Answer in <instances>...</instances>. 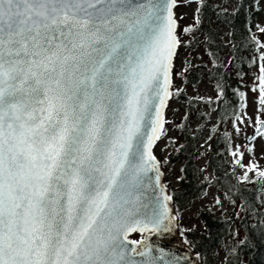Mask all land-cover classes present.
<instances>
[{
    "label": "snow or ice",
    "instance_id": "obj_1",
    "mask_svg": "<svg viewBox=\"0 0 264 264\" xmlns=\"http://www.w3.org/2000/svg\"><path fill=\"white\" fill-rule=\"evenodd\" d=\"M177 6L0 0V264H178L127 240L171 231L172 197L142 212L141 191L148 173L161 176L152 148L173 96ZM254 123L249 139L264 138V120ZM232 155L243 181L264 182L238 146Z\"/></svg>",
    "mask_w": 264,
    "mask_h": 264
},
{
    "label": "trees",
    "instance_id": "obj_2",
    "mask_svg": "<svg viewBox=\"0 0 264 264\" xmlns=\"http://www.w3.org/2000/svg\"><path fill=\"white\" fill-rule=\"evenodd\" d=\"M193 1L200 11L195 10L191 30L184 32L183 27L181 35L188 37L190 51L201 47L205 59L186 62L176 72L192 92L188 88L179 89L178 95L173 92L171 99L183 112L174 121L173 136L165 127L162 138L169 151L162 166L171 170L179 165L178 186L168 185L178 218L213 184L234 208L228 215L225 209L212 206L201 209L198 224L191 228L179 225L178 234L198 254L200 264H219L215 251L225 246L227 238L233 243L224 247L227 258L223 264H264V182L255 173H249L251 182L243 181L237 157L232 155L237 122L248 107L247 81L254 75V87L258 85L259 74L252 69L263 63L256 30L264 0ZM204 82L215 89L212 97L197 92ZM205 170L213 177L202 176Z\"/></svg>",
    "mask_w": 264,
    "mask_h": 264
},
{
    "label": "rangeland",
    "instance_id": "obj_3",
    "mask_svg": "<svg viewBox=\"0 0 264 264\" xmlns=\"http://www.w3.org/2000/svg\"><path fill=\"white\" fill-rule=\"evenodd\" d=\"M178 6L175 7L174 12L178 22V36L180 37L182 43L177 49V56L174 59V69H173V86L172 91H176L177 89H185L188 88L182 84V79L177 76L176 72L185 66L186 62H196L199 60H204V52L202 48H198L195 51H190L186 46V40L188 37L186 35H181V29L184 27H190L195 20V10L196 4L193 0H177ZM261 28H264V12L260 14L257 23V38L263 48L264 51V33L260 31ZM189 60V61H188ZM264 63V61H263ZM260 66L253 68L252 72L256 75H260ZM248 79V85L246 87L247 91V100H248V107L245 109L243 117L238 120L237 125L240 128V131L235 133V137L233 139V146L234 150L243 152L244 158L243 163L249 164L258 163L261 169H264V138L259 137L258 139L252 141V143H247V139L251 134L254 132L255 128L258 126L254 123L257 117L261 120H264V104L260 103L259 100V91H253V88L256 82L254 75H251ZM259 83V81H258ZM253 84V85H252ZM188 91L192 92L190 88L187 89ZM196 91L194 90L193 93ZM198 93L212 97L215 93V89L208 83H202L198 90ZM178 103L175 100L170 99L168 102V106L166 108L165 113V120H166V127L169 130L170 135L174 134V121L182 114V110L178 109ZM212 115V119H213ZM203 144V142H202ZM251 148V151L249 149ZM155 153L160 161L164 162L167 158V153L169 151L168 145H166L165 138H161L158 140ZM237 159V158H236ZM203 161H201L202 163ZM179 165L172 166L171 170H167L164 168V177L167 184L170 186H178L177 183V175H178ZM240 172L244 174L245 169L240 167ZM254 173V172H253ZM252 173V174H253ZM170 174V175H169ZM207 174L210 178L213 177L210 171H203L202 176ZM173 184H172V183ZM217 198L219 199L220 203H217ZM208 206H212L214 210L225 209L226 214L228 215L233 210V205L231 204L230 200L227 199L226 195L223 191L219 188L217 184L211 185L207 191L197 199H194L190 202L188 209L184 210L181 217L178 218V225H183L186 228H191L194 225L198 224V215L201 209H204ZM142 237V234L139 232L133 233L130 235V238L134 240H139ZM233 243L231 238H227L224 241V245H228ZM225 246H221L215 251V258L219 264H223L227 258L226 251L224 250Z\"/></svg>",
    "mask_w": 264,
    "mask_h": 264
},
{
    "label": "water",
    "instance_id": "obj_4",
    "mask_svg": "<svg viewBox=\"0 0 264 264\" xmlns=\"http://www.w3.org/2000/svg\"><path fill=\"white\" fill-rule=\"evenodd\" d=\"M175 9V8H174ZM177 30H178V23H177ZM164 109V114H165ZM165 117V115H164ZM254 135V132L250 137ZM249 137V138H250ZM247 139V143H251L254 139ZM257 138V137H256ZM255 138V139H256ZM157 143V141H156ZM156 143L154 144L152 148V152L155 155L154 149L156 146ZM157 158V156L155 155ZM157 161L159 162V172L161 173L159 183L155 180V172H150L147 174V177H145L144 185L142 187L141 191V203L143 207L141 208L142 212H148L150 213L153 206L155 205L156 201L162 197V195H169L171 196L167 185L164 182V172L162 170L161 162L157 158ZM151 178V180H149ZM163 187V193H161L160 189ZM172 197V196H171ZM168 206L172 209V217L173 219L169 222V227L171 231L169 232H161L159 234H152L150 232H144L141 233L139 231H132L127 234V240L128 241H144V244H138L133 245L129 244V248L135 247L137 250H143L144 245L146 244L148 247L153 249V255H159L160 249H164L166 256L165 259H169L172 256L176 258L178 261V264H200V259L198 254L186 243H184L182 240H180V237L178 235V225H177V218L176 214L174 212V205L173 200L171 199L168 201ZM139 232L143 235L142 238L139 240H134L129 238V235ZM137 259H141L140 257H137Z\"/></svg>",
    "mask_w": 264,
    "mask_h": 264
}]
</instances>
